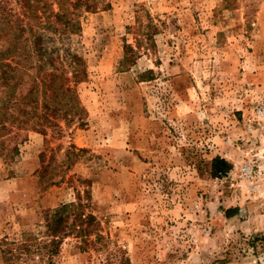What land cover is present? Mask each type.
<instances>
[{"label": "rangeland", "instance_id": "obj_1", "mask_svg": "<svg viewBox=\"0 0 264 264\" xmlns=\"http://www.w3.org/2000/svg\"><path fill=\"white\" fill-rule=\"evenodd\" d=\"M91 2L67 43L87 71L81 115L36 128L24 4L0 0V53L21 65L0 69V241L43 239L45 214L80 194L94 222L52 264H264V0Z\"/></svg>", "mask_w": 264, "mask_h": 264}, {"label": "trees", "instance_id": "obj_2", "mask_svg": "<svg viewBox=\"0 0 264 264\" xmlns=\"http://www.w3.org/2000/svg\"><path fill=\"white\" fill-rule=\"evenodd\" d=\"M21 1L24 4L21 63L24 83L27 85L22 97L24 114L29 118L28 122L35 121L36 128L58 127V120L70 122L81 115L76 88L86 81L87 71L83 58L67 43L80 32L79 13L94 11L97 4L91 0H52L51 3H48L49 0ZM40 3L42 7H38ZM42 8L43 12H40ZM47 9L49 11L45 14ZM5 21L7 17L0 13V22ZM18 40L20 37L16 38L15 45ZM14 47L0 53V69H8L13 73L10 81L17 78L21 66L14 60L17 56ZM10 53L14 56H10ZM128 53L133 55L134 51L129 48ZM7 79L6 76H0L6 87ZM17 104L16 101L10 107L16 108ZM13 151L17 152V149L13 148ZM211 170L214 177L224 176L229 172L230 165L216 158L212 160ZM84 209L82 197L78 194L76 203L62 205L45 214L43 239L23 234L21 240L11 246L0 241V252L6 264L19 261L27 263L32 255H38L46 260V264H52L63 240L71 234L81 237L86 233L82 228L84 222H88V225L94 222L92 215L83 220L82 214L77 213ZM2 244L6 247L2 248Z\"/></svg>", "mask_w": 264, "mask_h": 264}]
</instances>
